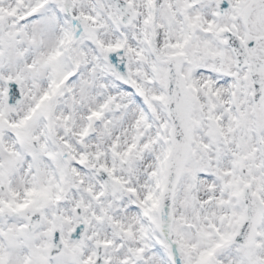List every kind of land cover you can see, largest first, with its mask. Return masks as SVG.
I'll list each match as a JSON object with an SVG mask.
<instances>
[{
	"label": "snow or ice",
	"instance_id": "obj_1",
	"mask_svg": "<svg viewBox=\"0 0 264 264\" xmlns=\"http://www.w3.org/2000/svg\"><path fill=\"white\" fill-rule=\"evenodd\" d=\"M0 264H264V0H0Z\"/></svg>",
	"mask_w": 264,
	"mask_h": 264
}]
</instances>
